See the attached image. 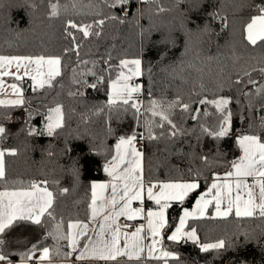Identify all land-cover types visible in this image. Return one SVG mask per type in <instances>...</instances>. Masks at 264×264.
<instances>
[{
    "label": "trees",
    "instance_id": "trees-1",
    "mask_svg": "<svg viewBox=\"0 0 264 264\" xmlns=\"http://www.w3.org/2000/svg\"><path fill=\"white\" fill-rule=\"evenodd\" d=\"M59 2L67 6V11L62 7L59 18L49 19L48 0H0V54L58 55L63 65L56 87L33 92L31 82L23 80L25 104L0 108V123L8 130L0 147L17 151L15 156L5 155L7 183H0V188L20 189L31 182L47 181V187L56 196L55 220L45 216L42 226L22 224L6 234L4 249L13 262L21 261L22 254L33 243L58 248L60 254H53L51 259L66 260V241L57 242L49 233H55L56 224L61 221L64 231L69 221H89L91 185L107 179L103 168L111 158L118 135L143 134L144 139L138 143L143 146L147 181L189 180L199 173L200 188L183 205L173 204L168 210L170 225L178 223L183 208H191L198 193L206 191L213 173L223 175L230 170L231 162L239 159L237 135L253 132L264 136L261 126L264 110L260 107L264 98L255 95L253 86L234 83L237 78L247 81L245 71H250L258 82L262 80L260 72L253 69L264 67V44L249 45L243 29L256 14V5L264 0H129L116 8L107 7L103 0ZM160 8L165 11H159ZM213 12L225 17L228 26L223 27L219 18H212ZM98 19H104L105 24L102 29L94 26L92 31H101L100 36L85 39L81 33H75L81 45L79 60L88 64H78L75 53L65 56L64 49L72 47L71 38L64 32L66 21L94 24ZM136 57L143 66L139 98L144 107L138 119L132 109L106 107V83L97 88L73 83L74 77L95 82L91 75H80L89 69L107 78L110 65L114 79L119 61ZM244 92L252 95L245 97ZM149 94L165 103L180 97L193 108L200 107L202 112L208 107L210 115L205 117L201 112L199 120L194 121L177 108L172 118L186 130L185 134L148 140L145 109ZM219 96L232 99L231 131L226 137L215 139L202 133L200 125L214 129L219 114L197 102L202 97ZM57 103L63 106L65 126L56 135L48 136L44 131L45 115L48 107ZM30 129H35L36 134L29 135ZM160 131L153 128L155 134ZM203 156L208 157L207 162L201 159ZM64 188L68 189L66 193L62 191ZM208 217L190 220L189 224L197 228L202 242L222 238L230 246L204 253L191 241L177 244L165 237L163 247L176 252L180 264H264V221ZM170 231L165 230L167 234ZM67 260L73 261L72 264H95L75 261L74 257Z\"/></svg>",
    "mask_w": 264,
    "mask_h": 264
},
{
    "label": "snow or ice",
    "instance_id": "snow-or-ice-1",
    "mask_svg": "<svg viewBox=\"0 0 264 264\" xmlns=\"http://www.w3.org/2000/svg\"><path fill=\"white\" fill-rule=\"evenodd\" d=\"M109 8L123 6L129 0H103ZM148 2V0H142ZM35 9L36 5H30ZM67 11V6H62L59 0H48V18H59L61 9ZM75 7V4H73ZM159 11H165L160 8ZM256 14L250 17L243 31L247 43L255 47L258 43L264 44V3L256 5ZM212 18H219L222 26L227 27V19L220 16L218 12L211 13ZM109 19H117L116 16H109ZM123 23V20L120 21ZM104 19H98L94 24L77 23L67 20L64 28L65 36L71 38L72 47L64 49V55L69 52L75 53L77 62L88 64V61L79 60L80 43L77 41L76 32L82 34V38H89L92 35L100 36L101 31L93 32L92 29L103 28ZM111 60V57H108ZM107 63V61H106ZM118 71L115 78L111 75V65L108 69L107 78L89 69L80 73L81 77L91 75L95 82L77 80L73 78L74 84H84L90 88H97L98 85L107 84V103L109 109L123 107L124 111L134 110L139 118L141 108L144 107L138 95L141 92L140 84L130 83L133 77L142 75L140 59H121L118 64ZM62 57L45 55H3L0 54V97L9 96L10 99L0 98V108L23 106L25 104L24 90L16 82L6 83L5 77H11L14 81L20 82L27 77L32 83L33 92L41 89H53L59 83L62 76ZM125 69L127 71H125ZM259 71L262 80L258 82L252 77L250 71H245L244 76L248 77L245 82L243 78H237L236 85L245 84L255 88V95L264 98V67L253 69ZM76 68L73 69L75 73ZM259 83V87L257 84ZM75 95L76 93H69ZM83 95V92L79 93ZM245 97L252 94L244 92ZM147 139L157 140L167 135L169 138H176L184 135L186 130L182 129L172 118L177 108L188 113L190 118L198 121L202 109L193 108L189 102H184L180 97L165 103L162 100L154 99L149 94ZM201 106H210L219 114V122L216 127L209 128L201 124V132L215 139L226 137L231 131L232 112L229 105L231 97L219 96L213 99L202 97L197 102ZM249 109L252 101L249 99ZM261 109L264 110V104ZM203 116L210 115L208 107L203 108ZM32 113L29 112V117ZM44 131L48 136L57 134L58 129L65 126V113L61 104L48 107L45 115ZM261 126L264 127V116L261 117ZM153 128H159V134L153 132ZM111 131V129H109ZM8 130L3 123H0V143L6 138ZM36 130L30 129L29 135H35ZM144 139L143 134L132 133L131 135H118L111 158L104 164V172L110 178L107 183H93L91 185V202L89 204L90 217L88 222L69 221L66 231L63 230L62 221L56 224L55 233H49L53 239L59 242L66 241L68 251L64 253L66 260L74 256L75 261H102L104 264H144L145 261L155 260L158 264H170L176 261L180 264L179 255L163 247L164 239L174 243L191 241L199 247L201 252H219L227 246L224 239H217L210 242H202L197 228L190 225V220H199L208 216V209L214 208L211 219H224L234 216L237 219H259L264 221V136L253 132H243L235 137V144L239 147L241 155L239 159L231 162L230 170L223 175L213 173L212 182L206 191L198 193L195 206L189 210L183 208L178 223L169 224L168 210L173 204L183 205L190 194L200 188L199 173L195 178L170 182H151L145 185L143 173V152L136 147L139 140ZM15 156L17 151L14 148L4 149L0 147V183H7L5 155ZM51 155V153H50ZM207 162L208 157H201ZM249 178L252 183H249ZM47 181L31 182L28 187L0 191V264H13L10 254L5 253L6 234L22 225L42 226L43 218L47 216L55 220V200L53 191L47 187ZM67 192L68 189H62ZM145 198L151 201L154 207L144 208ZM134 202L138 206L133 207ZM124 217L127 220L142 219L145 225L139 224L130 233L122 231L119 219ZM97 224L96 228L90 225ZM171 229L170 234L165 232ZM89 231L93 235H89ZM247 238V234H245ZM85 242H81V241ZM149 241V242H146ZM59 255V249H50L48 246L33 243L32 246L22 254L21 264H52V255Z\"/></svg>",
    "mask_w": 264,
    "mask_h": 264
},
{
    "label": "rangeland",
    "instance_id": "rangeland-1",
    "mask_svg": "<svg viewBox=\"0 0 264 264\" xmlns=\"http://www.w3.org/2000/svg\"><path fill=\"white\" fill-rule=\"evenodd\" d=\"M138 57H136V58H128V59H137ZM138 59H140V58H138ZM141 60V59H140ZM125 71H127L126 69H125ZM141 71H142V75H143V66H142V62H141ZM142 75H140L139 77H133V79H132V81L130 82V83H132V84H140L141 86H142ZM5 79V81H6V83H12V82H16V83H18V84H20V86L22 87V81H20V82H17V81H14L11 77H5L4 78ZM24 80H29L27 77H25L24 78ZM32 83V82H31ZM23 88V87H22ZM141 92H142V89H141ZM141 92L139 93V94H136V95H141ZM0 98H3V99H10L11 97H9V96H2V97H0ZM138 147V146H137ZM139 150H141L142 152H143V150H142V148H139ZM144 180H145V178H144ZM148 182L149 181H146L145 180V185L147 186V184H148ZM151 182H163V181H151ZM94 183H100V182H98V181H96V182H94ZM136 206H138V202H134V204H133V207H136ZM144 208L145 209H147V208H149V207H154V204L151 202V201H147V199L145 198V203H144ZM195 206V202H194V204H193V206L191 207V208H188L189 210H191L193 207ZM211 209V210H210ZM210 210V211H209ZM183 211V210H182ZM213 212H214V210L212 209V207H210L209 209H208V216H211L212 214H213ZM181 215H182V213H181ZM126 221V219L124 218V217H121L120 219H119V221H118V223L120 224V226H121V229H122V231H128L129 233L131 232V231H133V230H130L129 228H127V227H125L124 226V222ZM133 221H136V223H137V226L139 225V224H144L145 225V231L147 230V228H146V221L145 220H142V219H137V220H133ZM88 222V221H87ZM90 227L91 228H96L97 227V224H92V225H90ZM89 235L91 236V235H93V233L91 232V231H89ZM82 243L83 242H85V241H81ZM146 242H149V241H146ZM74 257V256H73ZM90 262H93V263H95V264H102V263H104V262H102V261H90ZM155 262H157V261H155V260H149V261H145V263L146 264H155ZM13 264H21V261H18V262H14ZM33 264H35V261L33 262ZM45 264H47V262H45ZM52 264H69V263H67V262H53L52 261Z\"/></svg>",
    "mask_w": 264,
    "mask_h": 264
},
{
    "label": "crops",
    "instance_id": "crops-1",
    "mask_svg": "<svg viewBox=\"0 0 264 264\" xmlns=\"http://www.w3.org/2000/svg\"><path fill=\"white\" fill-rule=\"evenodd\" d=\"M30 81V80H29ZM31 82V81H30ZM138 146V147H137ZM136 147L139 149V148H142V150H143V146H142V144L141 143H137L136 144ZM240 155H241V152H240ZM143 173H144V178H145V171H144V152H143ZM107 175V174H106ZM109 180H110V178L107 176V179L105 180V181H98V182H100V183H107V182H109ZM146 180V179H145ZM147 181V180H146ZM249 183H252V179L251 178H249ZM0 191H4L2 188H0ZM211 210V209H210ZM209 210V211H210ZM213 210H214V208H213ZM127 220V219H126ZM124 226H125V224H124ZM137 226V225H136ZM125 227H127V228H129L130 230H133L131 227H128V226H125ZM53 262H67V263H69V264H72V262L73 261H71V260H61V261H55V260H52ZM85 262H90L91 260H84ZM14 263V262H13Z\"/></svg>",
    "mask_w": 264,
    "mask_h": 264
},
{
    "label": "built area",
    "instance_id": "built-area-1",
    "mask_svg": "<svg viewBox=\"0 0 264 264\" xmlns=\"http://www.w3.org/2000/svg\"><path fill=\"white\" fill-rule=\"evenodd\" d=\"M124 224L125 226L131 227L132 229H134L137 225L136 221L133 220H126Z\"/></svg>",
    "mask_w": 264,
    "mask_h": 264
}]
</instances>
